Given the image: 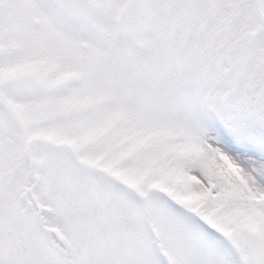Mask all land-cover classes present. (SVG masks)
Listing matches in <instances>:
<instances>
[{
  "label": "snow or ice",
  "instance_id": "obj_1",
  "mask_svg": "<svg viewBox=\"0 0 264 264\" xmlns=\"http://www.w3.org/2000/svg\"><path fill=\"white\" fill-rule=\"evenodd\" d=\"M0 264H264V0H0Z\"/></svg>",
  "mask_w": 264,
  "mask_h": 264
}]
</instances>
